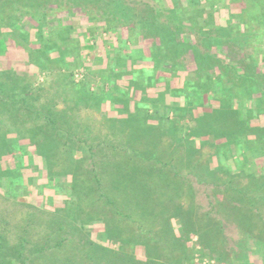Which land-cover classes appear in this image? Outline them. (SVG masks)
Returning a JSON list of instances; mask_svg holds the SVG:
<instances>
[{"label": "rangeland", "instance_id": "obj_1", "mask_svg": "<svg viewBox=\"0 0 264 264\" xmlns=\"http://www.w3.org/2000/svg\"><path fill=\"white\" fill-rule=\"evenodd\" d=\"M103 1L0 5V253L264 264V0Z\"/></svg>", "mask_w": 264, "mask_h": 264}, {"label": "trees", "instance_id": "obj_2", "mask_svg": "<svg viewBox=\"0 0 264 264\" xmlns=\"http://www.w3.org/2000/svg\"><path fill=\"white\" fill-rule=\"evenodd\" d=\"M68 1H72V0H68ZM73 1H76V0H73ZM78 1H80L79 3L77 2V5H79L80 3L82 4L83 3V1L84 0H78ZM97 1H99V2H104L103 0H97ZM193 3H195V1H191V4H193ZM65 4H67V3H65L64 2V0H7V1H0V5L2 6L1 7V10H3L4 9V7H6V5L8 6V7H13L14 9H15V11H19V10H24L25 11V13L26 14H28L29 15V17H36L37 15H39V14H41V15H44V14H48V11H49V13L50 12H56V14H62V13H70V11L69 10H67V12L66 11H64L65 10ZM45 13H44V12ZM5 17L6 16H2L1 18H0V21L2 22L3 20H5ZM227 18V17H226ZM237 19V18H236ZM40 20H42V19H40ZM225 21L226 22H232V21H234L233 19H231V18H227V19H225ZM39 26H37L36 28H33L34 30H36V31H39L40 32V29L41 30H43L44 32H49L50 30H49V26H46V25H44V23H39L38 24ZM4 26H6V27H8V29H9V27L10 28H14V29H16V30H18V31H20V33L22 32V34H21V38H23V39H25V40H29V31L27 32V31H25V29H23L22 28V23H20V21L19 22H15V21H10V22H7L6 24H4ZM10 30V29H9ZM39 34H42V33H39ZM186 35H189L188 36V38H189V40H190V43H192V44H194V43H200V41L202 40V36L201 35H199L198 33H195V32H193L192 31V29H187V31H186ZM3 36V35H2ZM39 39V38H38ZM120 40H122V39H119L118 38V41H120ZM7 39L5 38V37H1L0 36V44H1V50H0V54L2 55L3 53L5 54L6 53V51L5 50H7ZM84 45L85 46H87L88 44L86 43H84ZM3 49H5V50H3ZM146 58H148V57H146ZM146 60H150V59H146ZM118 69H124V67L123 68H118ZM246 75V73H243V74H241V76H245ZM101 81V80H100ZM99 82V81H98ZM215 83H217V85H216V87L214 88V86H215ZM103 84H104V82H103ZM213 85H212V93L211 94H213V95H216V96H218V94H219V92H220V90L221 89H223V87H224V83H223V81H217V82H213L212 83ZM257 83H256V81H253V82H250V86L251 87H255V85H256ZM1 85V84H0ZM253 85V86H252ZM140 94H142V91H140ZM261 94H263V92H261ZM139 104L140 105H147V103H143L142 104V102H139ZM4 143V142H3ZM5 154V153H4ZM4 154H2V156L4 155ZM245 155V154H244ZM243 155V156H244ZM13 162V161H12ZM2 166H3V164H2V162L0 161V172L2 171ZM22 167H24V165H22L21 163H20V161H19V163L15 160V170H17L18 172L19 171H22L23 170V168ZM24 169H25V167H24ZM12 173V172H11ZM12 174H14V173H12ZM12 177H13V179H14V181H16V178H15V176H13V175H11ZM121 177H119V179H120ZM58 182H61V180H58ZM57 182V184L54 186V188H56V189H60V188H62V187H64L63 186V184H61V183H58ZM1 184V183H0ZM10 184V183H9ZM6 185H8V183L6 184ZM2 186V185H1ZM22 186H24V189H28V188H30L31 186H32V184H30V183H26L25 181H24V183H22ZM10 189H12V184H10V187H9ZM26 193V192H25ZM127 200H128V198H127ZM131 200H132V198H131ZM129 201V200H128ZM0 264H11V262L10 261H8V260H6L5 259V257H3V255L0 253Z\"/></svg>", "mask_w": 264, "mask_h": 264}, {"label": "crops", "instance_id": "obj_3", "mask_svg": "<svg viewBox=\"0 0 264 264\" xmlns=\"http://www.w3.org/2000/svg\"><path fill=\"white\" fill-rule=\"evenodd\" d=\"M224 20L227 19V18H223ZM116 41V40H115Z\"/></svg>", "mask_w": 264, "mask_h": 264}, {"label": "built area", "instance_id": "obj_4", "mask_svg": "<svg viewBox=\"0 0 264 264\" xmlns=\"http://www.w3.org/2000/svg\"><path fill=\"white\" fill-rule=\"evenodd\" d=\"M78 77V75H76Z\"/></svg>", "mask_w": 264, "mask_h": 264}]
</instances>
